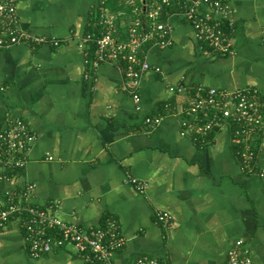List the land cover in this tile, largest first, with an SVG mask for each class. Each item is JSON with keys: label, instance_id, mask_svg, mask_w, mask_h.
<instances>
[{"label": "crops", "instance_id": "obj_1", "mask_svg": "<svg viewBox=\"0 0 264 264\" xmlns=\"http://www.w3.org/2000/svg\"><path fill=\"white\" fill-rule=\"evenodd\" d=\"M101 1L18 0L21 27L60 46L0 50V126L17 118L36 137L17 186L33 185L27 202L52 206L66 223L88 228L117 219L125 239L113 256L118 263L148 255L167 264H226L242 239L253 264H264V179L254 174L264 169V131L251 172L229 127L202 144L181 136L176 115L155 129L144 125L167 104L183 108L185 96L172 86L254 88L264 96V0H228L234 54L226 56L201 43L180 13L169 15L172 43L145 47L151 69L139 105L124 89L125 62L94 70L81 46ZM158 212L171 216L170 226ZM0 264L87 263L71 247L32 258L15 218L0 231Z\"/></svg>", "mask_w": 264, "mask_h": 264}, {"label": "built area", "instance_id": "obj_2", "mask_svg": "<svg viewBox=\"0 0 264 264\" xmlns=\"http://www.w3.org/2000/svg\"><path fill=\"white\" fill-rule=\"evenodd\" d=\"M118 1L131 6L132 15L103 9L97 20V33L84 36L81 46L90 49L93 45L94 70L100 63L125 62L124 89L137 105L141 99V78L151 69L145 47H165L172 43L169 15L180 13L193 27L197 39L214 53L222 56L234 54L230 35L225 30L226 24H233V10L228 0H140L138 5L137 0ZM17 5L18 0H0V50L23 43L60 46L59 40L24 30ZM172 7L179 10L171 13L168 10ZM120 15L122 19H118ZM169 90L185 96L183 108L174 111L165 105L163 115L144 119L146 127L155 129L164 116L176 115L180 119L181 136L202 144L229 127L243 169L254 170L259 140L264 131L263 94L254 88L228 91L203 86L190 89L186 85L172 86ZM35 139L32 130L20 119H8L0 126V188L3 187L0 189L3 192L0 231L11 219L20 218L28 253L34 259L71 247L87 264H167L148 255H140L125 263L116 262L114 253L124 246L125 239L120 223L113 217L105 218L99 226L82 228L59 219L52 212V206L29 204L33 185L19 188L17 181L26 169L29 150ZM254 174L264 179V169H255ZM135 182L132 180L133 184ZM156 217L164 226L171 225L168 213L158 212ZM226 264H253L244 240L238 239L231 244Z\"/></svg>", "mask_w": 264, "mask_h": 264}, {"label": "trees", "instance_id": "obj_3", "mask_svg": "<svg viewBox=\"0 0 264 264\" xmlns=\"http://www.w3.org/2000/svg\"><path fill=\"white\" fill-rule=\"evenodd\" d=\"M136 4L137 5L138 4H141V1L140 0H137V3ZM103 9H107L110 12L116 13V14H118V13H120V12L123 11L125 13V15H128V16L132 15V7L131 6H125V5L121 4V3H119L118 0H102L101 2H99L97 4V7H96V9L94 11V20H98L97 18H99V15H100V13H101V11ZM178 10H179V8L172 7L168 11L169 12L170 11H174L175 12V11H178ZM165 12H164V16L166 15ZM122 18H123V16H121V15L118 16V19H122ZM227 26L228 25L226 24L225 25V30L228 32ZM121 31L123 32V34H125L124 33L125 30L123 28H120V32ZM89 33H97L96 32V24L91 27V31ZM89 54H91V56L93 55V45H91V47L89 49Z\"/></svg>", "mask_w": 264, "mask_h": 264}]
</instances>
